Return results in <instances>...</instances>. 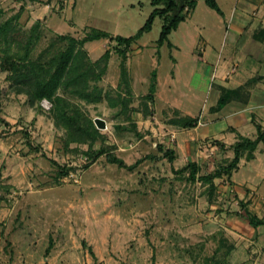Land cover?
Segmentation results:
<instances>
[{"label": "rangeland", "instance_id": "1", "mask_svg": "<svg viewBox=\"0 0 264 264\" xmlns=\"http://www.w3.org/2000/svg\"><path fill=\"white\" fill-rule=\"evenodd\" d=\"M70 1L69 9L77 1L73 12L55 15L61 32L75 39L91 29L105 28L132 36L152 10L148 0ZM38 3L47 5L46 0H0V24L18 15L14 35L23 37L35 23L31 13ZM50 10L59 13L58 7ZM199 16H203L201 8L196 12ZM36 22L41 36L33 59L51 47L53 54L65 46L43 22ZM161 26L162 20L155 19L138 41L139 52H128L136 84L131 97L123 85L117 86L119 80L117 85L114 81L120 61L115 46L108 49L115 55L109 62L111 81L90 83L102 91V100L87 103L65 96L87 119L105 121L106 128L97 129L102 139L94 144L95 150H105L126 165L147 155L155 157L130 172L109 164L106 155L86 167L88 145L69 141L51 118L52 106L49 110L42 104L46 99L30 105L26 95L14 92L17 87L8 81V73L0 70V264H261L264 225L253 227L246 213L264 220V179H246L251 176L249 166H242L235 182L229 179L232 173H226L212 184L193 183L187 179L188 171L176 173L187 162L170 163L162 157L166 149L177 156L175 138L165 133L171 121L185 118L163 102L189 107L198 116L212 97L209 74L190 63L194 45L189 41L180 43L181 68L175 70L174 86L170 83L169 49L164 45L156 54ZM206 32H201L204 38ZM176 37L171 40L178 44ZM95 44L87 48L93 57ZM97 45L102 52L103 41ZM48 57L49 53L43 54L41 61ZM153 70L163 100L157 103V111L155 101L142 100ZM121 99L126 109L121 108ZM213 145L215 141L206 140L198 151L204 153ZM198 151L192 152V158L199 161L195 162L199 176L213 174L232 159L225 157L224 147L221 154L202 159ZM256 167L260 174L264 171V152Z\"/></svg>", "mask_w": 264, "mask_h": 264}, {"label": "crops", "instance_id": "2", "mask_svg": "<svg viewBox=\"0 0 264 264\" xmlns=\"http://www.w3.org/2000/svg\"><path fill=\"white\" fill-rule=\"evenodd\" d=\"M46 1L47 5L38 3L40 6L35 8L31 13V16H33L32 18L35 20L34 22H43L45 27L56 35L71 36L70 34L61 32L63 28L59 23V19H56L57 16L55 14L66 15L70 9H72L73 12L77 5V1L73 3L70 9L69 5H72L70 0ZM150 1L151 0H148L149 4ZM215 1L221 14L210 9L203 0H196L194 10L178 25L177 29L169 35L168 38L169 42L172 44V48H168V46L164 44L169 49V59L172 62L170 83L173 86L176 83L177 77L175 70L181 68V62L177 56L181 53L180 43L183 40L189 41L191 45H194L190 63L201 65L202 73L206 75L209 74L211 82V104L205 109L202 108L198 116L191 114L189 107L180 106L176 103L171 104L163 102V105L169 104V107L175 108L181 116L197 120L193 128H182L180 126L170 125L172 127L168 128L167 133H165L171 134L172 138H175L177 142V158L175 159L182 160V164H184V162H199L197 159L194 160V158H192V152L195 150L198 151L206 140L215 141L216 145L218 144L219 146L213 145L210 150L204 148V153L198 151V158H207L209 154H221L224 147L227 149L225 157L231 159L233 158V152L229 147L235 144L239 137H246L251 140L256 138L257 132L253 120L264 129V0ZM139 3L141 4V2ZM128 6L133 7L134 4L130 3ZM53 7H58L59 13L52 12L50 9ZM198 8H201L203 16L196 18ZM67 24L71 27L75 26L73 22H67ZM222 30L224 31L221 33ZM100 31L106 32L113 37H123L119 32L116 30L113 31L110 28L101 29ZM202 31H207L206 38L201 35ZM87 33H89V31ZM87 33H85V35ZM174 34L177 36L176 39L179 41L178 44L171 40ZM142 36L132 44L130 48V50H133L132 54L135 50L139 52L138 41ZM100 41H103L102 52L99 45H97V42ZM93 43H96L93 45V53H97L94 57L87 49L89 47L88 45ZM213 43H216V46H214ZM115 45L116 43L114 41L102 38L87 42L84 48L88 52L91 61L95 62L106 50ZM114 56L113 53H110L109 62ZM109 62L101 80L103 83L111 81L108 80ZM128 62L129 56L127 58L126 67L131 90L136 93L135 80L131 76V68ZM232 69H234L235 73L230 74ZM151 73L149 81H147V90L144 96L148 94ZM228 74L229 76H227ZM118 80L120 81V70L118 77L114 80L116 85ZM116 85L111 86L115 87ZM219 88H224L226 90L242 89L241 94L247 97L243 101L242 95H239L235 100L229 101L219 108ZM159 100H162V98L160 99L159 97V78L156 73V89L154 93L155 106L153 107L155 111H157V103L159 104ZM163 105L159 106L161 107ZM155 113L154 115L158 114ZM161 128L164 127L162 126ZM179 136L183 137L180 142L177 140ZM261 144L263 145L261 142L257 144L255 151L252 153L253 158L251 160L248 161L244 156L240 159L237 169L232 172L229 179L235 182V176L239 173L242 166H249L248 173L251 174V176L246 179H264V171L260 174L261 169L256 167L259 155L264 152V145L263 148H261ZM184 165H186V163ZM249 187H251V185H249ZM233 253L234 251L232 254ZM261 264H264V258Z\"/></svg>", "mask_w": 264, "mask_h": 264}, {"label": "trees", "instance_id": "3", "mask_svg": "<svg viewBox=\"0 0 264 264\" xmlns=\"http://www.w3.org/2000/svg\"><path fill=\"white\" fill-rule=\"evenodd\" d=\"M203 1L210 9L221 14L215 0ZM150 4L153 7L152 12L149 14L144 25L138 29L133 36L127 38L119 36L113 37L97 29H91L89 33L81 39H75L69 35H56V40L65 43V46L62 49H58L53 54L51 53L53 50L51 47L48 51L46 50L40 53L39 57L36 59H33L31 56L41 36L39 33L40 22H35L30 31L23 37H16V35H14L16 34L14 32V25L18 21V15L0 24V70L8 73V81L12 82L17 87L14 92L19 95H26L30 105H35L43 99L53 103L50 115L55 125L61 126L65 130L69 141H78L88 145L86 156L90 159V163L86 167L95 163L102 155H106L109 164L116 165L118 168L125 169L129 172L136 169L144 160L155 159L154 156L147 155L132 165H126L122 159L117 158L105 150H95L94 144L102 139L100 132L96 129L91 119H87L84 114L80 112L79 108L72 106L65 98L66 95H71L87 103L100 102L102 100V91L96 86L91 87L90 83L100 82L102 80L110 59V50H106L98 60L92 62L87 51L84 49V45L87 42L102 38H107L116 43L114 50L120 59V81L118 87L123 85L129 97H131V87L126 62L128 58L127 53L130 51L132 44L144 33L151 30L155 18H160L162 20V26L156 41L157 53L164 44H166L168 48H172V44L169 42L168 37L194 10L196 0L186 1L182 10L175 18L172 15L173 10L178 6L176 0H151ZM186 7L188 11L185 13L184 9ZM48 53V59L46 61H41L42 55H47ZM155 89L156 72L154 70L151 73L148 94L143 96L142 100L147 103H153ZM219 90V108L224 106L227 102L235 100L239 95H242V89L226 90L224 88H219ZM242 97L244 101L247 96L242 95ZM120 104L121 108L124 107L126 109V102L123 101V99H121ZM114 105L115 103L110 106L112 107ZM171 123L182 128H193L197 120L186 117L171 121ZM253 124L257 132L256 138L251 140L246 137H239L237 142L229 147L233 151V158L226 167L217 169L213 174L199 176L200 168L197 163L189 162L182 169L176 171V173L188 171L187 179L190 182L195 183L200 181L206 184H212V181L222 174L227 173V175L230 176L232 171L237 169L239 161L243 156L248 161L251 160L253 158L252 153L255 151L257 144L261 142L264 145V129L254 120ZM30 149H32V147H30ZM162 157L172 163L176 158V154L174 151L166 149ZM212 190H214L213 187ZM246 217L249 223L255 228L264 225V220L255 215L246 213Z\"/></svg>", "mask_w": 264, "mask_h": 264}, {"label": "water", "instance_id": "4", "mask_svg": "<svg viewBox=\"0 0 264 264\" xmlns=\"http://www.w3.org/2000/svg\"><path fill=\"white\" fill-rule=\"evenodd\" d=\"M176 1L178 2V6L173 10V15H172V16H173L174 18H175V17L179 14V12L182 10V8H183V6H184V3H185L186 1H189V0H176ZM93 123H94L96 129L101 130V129H105V128H106V123H105V121L102 120V119H100V118H96V119H94Z\"/></svg>", "mask_w": 264, "mask_h": 264}, {"label": "built area", "instance_id": "5", "mask_svg": "<svg viewBox=\"0 0 264 264\" xmlns=\"http://www.w3.org/2000/svg\"><path fill=\"white\" fill-rule=\"evenodd\" d=\"M187 11H188V8L186 7V8L184 9V12L186 13ZM233 72H234V69H232V72H231V73H233ZM42 104H46L45 107H46L47 109H49V110L51 109L52 104H51L49 101L44 100Z\"/></svg>", "mask_w": 264, "mask_h": 264}]
</instances>
